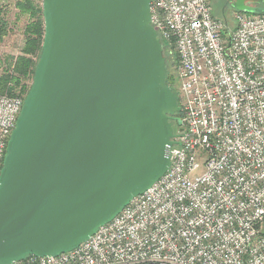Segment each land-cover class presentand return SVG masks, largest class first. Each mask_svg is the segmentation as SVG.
I'll return each mask as SVG.
<instances>
[{"label": "water", "instance_id": "95a60500", "mask_svg": "<svg viewBox=\"0 0 264 264\" xmlns=\"http://www.w3.org/2000/svg\"><path fill=\"white\" fill-rule=\"evenodd\" d=\"M42 6L43 49L0 172V264L68 252L110 222L169 169L181 111L151 0Z\"/></svg>", "mask_w": 264, "mask_h": 264}, {"label": "built area", "instance_id": "2783aa9c", "mask_svg": "<svg viewBox=\"0 0 264 264\" xmlns=\"http://www.w3.org/2000/svg\"><path fill=\"white\" fill-rule=\"evenodd\" d=\"M233 18L151 0L181 92L169 169L78 247L14 264H264V11ZM25 98L0 93V172Z\"/></svg>", "mask_w": 264, "mask_h": 264}, {"label": "rangeland", "instance_id": "374dc122", "mask_svg": "<svg viewBox=\"0 0 264 264\" xmlns=\"http://www.w3.org/2000/svg\"><path fill=\"white\" fill-rule=\"evenodd\" d=\"M213 13L215 16L234 22L233 11H228L229 5L226 0H211ZM41 9L43 10L42 0H0V24L3 27V35L0 39V75L9 72L13 76L10 87L20 95L27 96L33 84V73L29 72L26 76H21L16 70L21 58L26 57L34 63L32 69L38 61V52L29 54L26 50L29 40L33 35L34 24L42 19ZM44 18V16H43ZM168 72L176 74L175 59L172 49H165ZM20 83L17 84V80ZM177 95L181 94L176 88ZM175 127V131L178 128Z\"/></svg>", "mask_w": 264, "mask_h": 264}, {"label": "trees", "instance_id": "16d2710c", "mask_svg": "<svg viewBox=\"0 0 264 264\" xmlns=\"http://www.w3.org/2000/svg\"><path fill=\"white\" fill-rule=\"evenodd\" d=\"M262 5H264V3H262ZM41 15H42V19L37 21V24H34L33 29H32V32L35 35H33V37L30 38L28 47L26 48L29 54H36L38 52L39 53L38 60H39V57L43 49V42H44V36H45V21L43 18L42 9H41ZM2 33H3V27H1V24H0V39L3 35ZM166 64H167V59H166ZM33 65L34 63L31 61V59L23 57L19 60L18 66H16V70L20 73L21 76H26L29 72H31L33 73V78H34L37 64L32 69ZM167 68H168V65H167ZM14 77L15 76L10 74L9 72L0 75V93H6L9 95H18L17 91L14 90L12 87H10L11 79H13ZM19 83H20V80L18 79L17 84ZM166 84L173 89V91L175 92L177 96L178 102H179V96L177 95L176 88H175L176 78L173 73H170V72L167 73ZM175 116H180V114L177 113ZM174 127H177V126H174Z\"/></svg>", "mask_w": 264, "mask_h": 264}, {"label": "flooded vegetation", "instance_id": "af4514ba", "mask_svg": "<svg viewBox=\"0 0 264 264\" xmlns=\"http://www.w3.org/2000/svg\"><path fill=\"white\" fill-rule=\"evenodd\" d=\"M250 3H251V5H262V3H258V2H256V1H250ZM228 5H229V8H228V11H235V9L230 5V3H227ZM262 6H264V5H262ZM164 54H165V49H164ZM166 57V56H165ZM177 118H179V116H175V118H174V120H173V124H174V126H178V122H177Z\"/></svg>", "mask_w": 264, "mask_h": 264}]
</instances>
